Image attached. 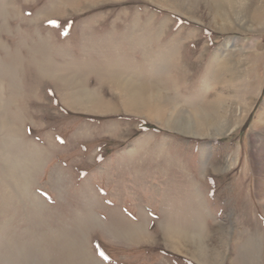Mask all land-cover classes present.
Wrapping results in <instances>:
<instances>
[{
	"label": "rangeland",
	"instance_id": "obj_1",
	"mask_svg": "<svg viewBox=\"0 0 264 264\" xmlns=\"http://www.w3.org/2000/svg\"><path fill=\"white\" fill-rule=\"evenodd\" d=\"M207 2L0 0V264H203L170 238L189 227L204 264H264V0L226 30ZM122 77L219 130L130 112Z\"/></svg>",
	"mask_w": 264,
	"mask_h": 264
},
{
	"label": "bare ground",
	"instance_id": "obj_2",
	"mask_svg": "<svg viewBox=\"0 0 264 264\" xmlns=\"http://www.w3.org/2000/svg\"><path fill=\"white\" fill-rule=\"evenodd\" d=\"M207 1H209L206 3L207 7H210V10H213V15H212L213 17L212 18H213L214 27L216 29L219 28L221 30L227 29V23H225L223 25L222 24L219 25L218 24L219 21H217L218 19H220L222 17L223 12H226V11L228 12V11L232 10L233 12H238L237 13L238 15H241L242 13H244L250 9L248 7L249 5H247L248 3L250 4V7H252V5L254 3V2H252V0L250 2H247V3L245 1H244L245 3H243V0H242V2L240 0H212V2L215 3L214 4L215 7H214L210 4L211 0H207ZM196 4H197V6H194V7L201 6L200 2H197ZM239 5H240L239 9H241V10H239L237 7ZM254 23L261 25V26L264 25V10L261 9L258 12L257 16H255ZM163 56L166 58H172L173 52L167 51V52H165V54H163ZM166 62H168V61L166 60ZM65 78H67V77H65ZM122 78H124V77H122ZM120 79H121V77H120ZM63 80H65V79H63ZM122 80H123V83L120 84V86L122 87L120 92L123 93V96L125 99L124 100L125 107L130 112L141 114V113H143V111H146L145 113H147V111H149V112L156 114V113H159V111H162L165 113V116L166 115L168 116V122L167 123L178 128L180 131H182V132L184 131L187 134H191V135H204L205 133L203 131H205V130L215 131V132H217L219 130L217 123H216V120H215V117H218V115L215 116V114H214V116H212V117L208 115L209 116V118H208V116H206V114L204 115V112L202 114L201 112L194 111V113L196 112L194 115H191V114L185 115V113L183 111L182 112L178 111L177 102L168 99L165 96L166 94L164 95V92L160 91L159 87L162 84H160V85L156 84V83L159 84V82H160L159 80L154 85L151 84V85H147V86L142 84V83L141 84L137 83L136 80H133V79H125L124 78ZM120 82H122V81H120ZM65 83H66L65 84L66 87L68 88L67 90L69 91V93L71 92L69 98L71 100V103L74 106L85 108V109H91V110H95V111L97 108H99L100 102L97 99V97H95L94 93H91L87 89H82L80 86L76 87L75 84H72L70 82V80H65ZM115 84H116V82H115ZM161 87H163V86H161ZM149 114H151V113H149ZM162 115H163V113H162ZM201 132H203V133H201ZM253 160H254L255 166L260 165V164L264 165V150H263L262 146H256V147L254 146ZM260 198H261L262 202L264 203V190L260 191ZM123 222H125L131 228V231H132V229H134V231H132L133 233H135L137 229H141L140 225L136 226L135 224L128 223L129 221H127V220H123ZM116 231H119V229L117 227H116ZM121 232H123V231H120V234H121ZM169 235H170V233H169ZM197 236H196L195 232L192 231L191 228L189 227V228L184 229L183 231H181V230L180 231H174V232L171 231V237L170 238L173 237L172 240L175 241L174 243L181 244L183 247L187 246L190 249L189 254L193 258H195L196 260L202 261L204 264L207 256L205 255L204 250L202 248V245H201L200 241L198 240Z\"/></svg>",
	"mask_w": 264,
	"mask_h": 264
}]
</instances>
